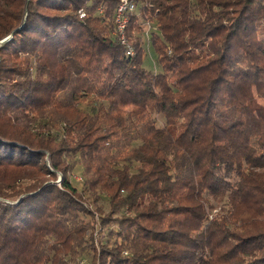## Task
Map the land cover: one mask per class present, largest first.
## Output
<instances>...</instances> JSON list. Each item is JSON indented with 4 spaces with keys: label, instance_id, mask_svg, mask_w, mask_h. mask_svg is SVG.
Returning a JSON list of instances; mask_svg holds the SVG:
<instances>
[{
    "label": "trees",
    "instance_id": "obj_1",
    "mask_svg": "<svg viewBox=\"0 0 264 264\" xmlns=\"http://www.w3.org/2000/svg\"><path fill=\"white\" fill-rule=\"evenodd\" d=\"M135 1L0 0V264H264V0Z\"/></svg>",
    "mask_w": 264,
    "mask_h": 264
},
{
    "label": "rangeland",
    "instance_id": "obj_2",
    "mask_svg": "<svg viewBox=\"0 0 264 264\" xmlns=\"http://www.w3.org/2000/svg\"><path fill=\"white\" fill-rule=\"evenodd\" d=\"M142 25H143V30H141L138 33L142 35L143 47L146 51V54L143 58V66L148 68V69L157 71L160 69L159 65L156 62L157 53H156L155 49L153 48L151 42L149 41V36H151L150 32L154 31L156 29L155 21L152 20L151 18H144ZM156 32L158 33L157 30H156ZM129 41L132 44L130 39H129ZM133 52H134V48H133ZM168 53H170L169 50H168ZM81 106H83L84 108L86 107V109H87L86 103H83ZM27 115H28V118H30V119L26 120L24 118H20V120H19L20 124H23L24 121H27L26 126L29 125L30 130L33 133L37 132L36 123L38 122V120H36V119H40V117L38 115L34 116L35 114H33V113H29ZM163 123H164L163 118L157 117V124L162 125ZM51 131H53V130H51ZM139 142H140V140L137 137H131L130 136V137H127L126 139L117 138V139L113 140V144H112V146H110V148L108 150L109 151L108 154L115 157V158L122 157L124 152H126L131 146H134V145L138 144ZM83 159H84L83 157L71 155L67 160V161H69L68 163H71L72 165L75 166L72 173H71V178L73 179L75 185H77L78 189H80L82 187V182L84 180V177H86V175H87V172L85 173L84 167L82 166L83 165L82 162L84 161ZM59 179L60 178H57L56 182L59 183ZM18 184H20V183H18ZM84 196H86V198L89 201L94 198V195L90 194V192H88V193L85 192ZM95 200H96L95 204H91V203L89 204V209L92 212H95V217H97V213H98L97 210L99 208L100 210L103 211L102 212L103 215H108L107 217L110 218L111 220H113V221H110V223L112 225H114V219H117V217L119 216V213H117V212L111 213L112 211L110 212V210H111L110 205L103 198L102 199L95 198ZM213 204H214V208L211 210L210 217H212L214 213L219 211V204H217L215 202H213ZM87 219H88V217H87ZM107 227L108 226H102V228L100 229L101 235H99V237H97V230H95L94 237H95V239L98 238V240H95V246L96 247H98L100 244L98 242L99 240H101V239L105 240V239L109 238L108 234H107L109 230ZM98 229H99V226H98ZM110 237H111V239L109 240V242H113V241L115 242L117 240L116 236L111 235ZM123 255L129 257L131 254L128 250H124ZM92 257H93V252L91 250H89L83 254H76L72 258V262L74 264H92ZM122 264H133V263L130 261L129 258H127L126 262L122 263Z\"/></svg>",
    "mask_w": 264,
    "mask_h": 264
},
{
    "label": "built area",
    "instance_id": "obj_3",
    "mask_svg": "<svg viewBox=\"0 0 264 264\" xmlns=\"http://www.w3.org/2000/svg\"><path fill=\"white\" fill-rule=\"evenodd\" d=\"M137 8L135 0H118L114 12L115 34L118 36L120 43L125 47L126 54H133V47L127 38V26L129 15ZM99 12H102V7H99ZM79 15L83 16L84 11L79 10Z\"/></svg>",
    "mask_w": 264,
    "mask_h": 264
},
{
    "label": "water",
    "instance_id": "obj_4",
    "mask_svg": "<svg viewBox=\"0 0 264 264\" xmlns=\"http://www.w3.org/2000/svg\"><path fill=\"white\" fill-rule=\"evenodd\" d=\"M7 37L3 38L2 40H5Z\"/></svg>",
    "mask_w": 264,
    "mask_h": 264
}]
</instances>
